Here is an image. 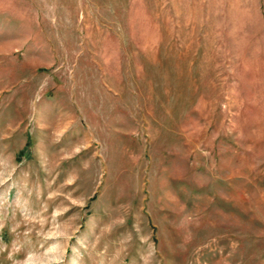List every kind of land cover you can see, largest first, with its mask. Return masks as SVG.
Listing matches in <instances>:
<instances>
[{"label": "rangeland", "instance_id": "obj_1", "mask_svg": "<svg viewBox=\"0 0 264 264\" xmlns=\"http://www.w3.org/2000/svg\"><path fill=\"white\" fill-rule=\"evenodd\" d=\"M0 264H264V0H0Z\"/></svg>", "mask_w": 264, "mask_h": 264}]
</instances>
